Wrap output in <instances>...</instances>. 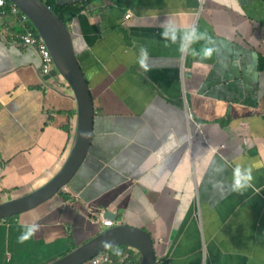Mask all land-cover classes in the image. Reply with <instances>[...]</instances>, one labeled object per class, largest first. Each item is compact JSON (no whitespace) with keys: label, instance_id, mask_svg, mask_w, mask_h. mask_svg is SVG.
<instances>
[{"label":"crops","instance_id":"1","mask_svg":"<svg viewBox=\"0 0 264 264\" xmlns=\"http://www.w3.org/2000/svg\"><path fill=\"white\" fill-rule=\"evenodd\" d=\"M169 21L175 43L162 37ZM68 24L94 102L92 147L69 187L0 223V263L49 264L105 217L147 231L156 264H264V0H88ZM193 27L212 43L181 54ZM21 32L0 9V203L51 181L77 126L71 89L57 70L39 74ZM237 166L251 176L239 192Z\"/></svg>","mask_w":264,"mask_h":264},{"label":"water","instance_id":"2","mask_svg":"<svg viewBox=\"0 0 264 264\" xmlns=\"http://www.w3.org/2000/svg\"><path fill=\"white\" fill-rule=\"evenodd\" d=\"M28 18L50 50L59 75L71 89L77 106V126L70 155L61 171L46 185L27 195L0 203V221L32 212L69 187L83 167L94 139L95 110L86 76L78 60L72 32L42 0H8ZM88 0H55L58 5ZM139 253V264H156L155 241L145 230L125 224L109 227L68 254L49 264H86L99 254L116 247Z\"/></svg>","mask_w":264,"mask_h":264},{"label":"clouds","instance_id":"3","mask_svg":"<svg viewBox=\"0 0 264 264\" xmlns=\"http://www.w3.org/2000/svg\"><path fill=\"white\" fill-rule=\"evenodd\" d=\"M162 37L165 40H171L172 43H175L177 41V27L176 25L169 21L164 26V31L162 32ZM181 43L179 47V51L181 54L188 53L191 45L200 41V40H206L208 43H212L211 38L208 37L206 32L198 33L197 29L195 27L191 28L188 31H185L182 36L179 37ZM214 49L211 47H205L203 49V57L204 58H210ZM191 54L193 56L198 55V53L193 49L191 50ZM148 52L147 49L141 47L140 49V59L139 64L142 70L147 71L148 70ZM234 182H233V190L234 191H241L243 188H245L248 185V182L251 180V176L246 171H242L239 166L234 170ZM40 230V226L38 223H32V224H26L24 226V231L20 234L18 237L19 243H24L30 238H32L38 231Z\"/></svg>","mask_w":264,"mask_h":264},{"label":"built area","instance_id":"4","mask_svg":"<svg viewBox=\"0 0 264 264\" xmlns=\"http://www.w3.org/2000/svg\"><path fill=\"white\" fill-rule=\"evenodd\" d=\"M6 5V0H0V9H3ZM10 11L15 16V19L22 28V32L19 36L20 44L22 46L34 49L39 57V74L42 77L49 76L54 70H56L54 59L50 50L41 40L38 33L29 25L27 16L14 4L10 5ZM131 14H127L126 19L130 18ZM98 223L106 226L113 227L115 222L111 219L101 217L98 219ZM113 260L111 256L104 252L92 258L86 264H112Z\"/></svg>","mask_w":264,"mask_h":264},{"label":"trees","instance_id":"5","mask_svg":"<svg viewBox=\"0 0 264 264\" xmlns=\"http://www.w3.org/2000/svg\"><path fill=\"white\" fill-rule=\"evenodd\" d=\"M50 6L62 19H64L66 22L69 23L71 16L78 13L80 10L84 9L88 1L84 2H76V3H70V4H64V5H58L55 3V0H42ZM111 2H118V0H108ZM11 3L6 0L5 7L10 8ZM29 25L31 26V23L29 22ZM16 217L8 218L3 221H11L16 219ZM2 221H0L1 223ZM3 228L0 227V235L3 233ZM112 260L115 264H139V257L136 250L129 248V247H116L109 251H107ZM5 251L3 247V243L0 239V259L4 258Z\"/></svg>","mask_w":264,"mask_h":264},{"label":"rangeland","instance_id":"6","mask_svg":"<svg viewBox=\"0 0 264 264\" xmlns=\"http://www.w3.org/2000/svg\"><path fill=\"white\" fill-rule=\"evenodd\" d=\"M107 228L108 227H105L104 229H107ZM1 261H3V258L1 259ZM0 264H3V263H0ZM4 264H6V263H4ZM26 264H35V262H33V261H27Z\"/></svg>","mask_w":264,"mask_h":264}]
</instances>
